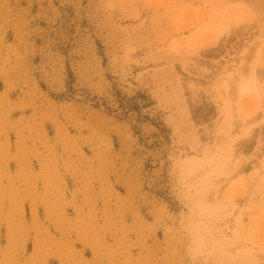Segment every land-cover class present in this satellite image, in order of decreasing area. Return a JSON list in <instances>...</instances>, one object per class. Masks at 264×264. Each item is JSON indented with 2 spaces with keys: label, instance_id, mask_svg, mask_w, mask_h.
<instances>
[{
  "label": "rangeland",
  "instance_id": "1",
  "mask_svg": "<svg viewBox=\"0 0 264 264\" xmlns=\"http://www.w3.org/2000/svg\"><path fill=\"white\" fill-rule=\"evenodd\" d=\"M258 90L264 0H0V215L77 180L139 262L264 264ZM27 235L0 230V264L34 262Z\"/></svg>",
  "mask_w": 264,
  "mask_h": 264
},
{
  "label": "crops",
  "instance_id": "2",
  "mask_svg": "<svg viewBox=\"0 0 264 264\" xmlns=\"http://www.w3.org/2000/svg\"><path fill=\"white\" fill-rule=\"evenodd\" d=\"M52 151L57 155L62 154L60 148ZM41 154L47 155L46 150H42ZM78 170H82V166L78 165ZM43 181L40 179L36 192H26L18 197L23 200L24 214L16 213L11 202H8L0 215L1 232L9 235L22 230L24 235L28 234L27 246L34 256V262L29 257L23 259V264H145L137 260L138 251L133 250L130 256L131 248L119 246L116 238H113L118 233L103 230L94 220L95 216L103 215L104 209L101 210L100 206L103 199L88 197L83 192L82 181L76 180L69 189L58 180H55V185L46 188L40 185ZM46 181L44 183H48ZM104 188L111 191L112 186L105 185ZM86 196L96 200L95 209L92 203L87 204ZM104 197H110L107 200L110 204L119 203L116 193ZM146 264L161 263L154 256Z\"/></svg>",
  "mask_w": 264,
  "mask_h": 264
},
{
  "label": "bare ground",
  "instance_id": "3",
  "mask_svg": "<svg viewBox=\"0 0 264 264\" xmlns=\"http://www.w3.org/2000/svg\"><path fill=\"white\" fill-rule=\"evenodd\" d=\"M241 81V80H240ZM242 87V85H241ZM243 89V88H242ZM245 89V88H244ZM243 90H241V93H243ZM262 92V90L260 91ZM259 90H258V94L262 95V93H260ZM257 94V95H258ZM143 128L147 131V132H151L153 130H155V127L153 126V124L151 122H145L143 123ZM231 135V134H230ZM233 139V138H232ZM230 140V139H229ZM229 142V141H228ZM232 143V142H231ZM226 148V147H225ZM148 155L152 156L153 158H156L159 161V163L157 165H155L153 168H151L149 171H147V180H148V184L150 186H152L156 181L158 182L161 177H162V174L164 172V162L162 160V155H161V150L160 149H147L146 150ZM226 154V153H225ZM159 183V182H158ZM255 207V206H254ZM256 208V207H255ZM256 210V209H255ZM191 215V214H190ZM184 220H185V224L186 226L188 227V229L190 231H192V227H195L192 226L191 227V223H194L193 222V217L190 219V216L189 215H185L184 217ZM197 224V223H195ZM196 228V227H195ZM194 229V228H193ZM197 231H195L196 233Z\"/></svg>",
  "mask_w": 264,
  "mask_h": 264
}]
</instances>
